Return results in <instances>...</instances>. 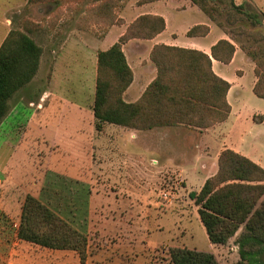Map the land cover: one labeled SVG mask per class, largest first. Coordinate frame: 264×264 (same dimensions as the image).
Wrapping results in <instances>:
<instances>
[{
  "label": "rangeland",
  "instance_id": "374dc122",
  "mask_svg": "<svg viewBox=\"0 0 264 264\" xmlns=\"http://www.w3.org/2000/svg\"><path fill=\"white\" fill-rule=\"evenodd\" d=\"M148 1L153 0H0V45L11 31H20L42 49L36 79L15 94L13 103L22 104L0 127V264H79L73 251L44 249L17 238L28 195L87 238L85 264H172L173 248L211 253L218 264H239L237 235L225 245H212L189 197L204 184L186 178L194 158L185 131H177L183 141L170 139L167 132L150 135L147 160H159L165 142L172 158L151 162L142 176L133 166L128 175L119 164L128 153L114 126L96 128L94 60L97 77L98 51L126 32L147 33L133 9ZM172 2L178 9L191 4L205 19L211 17L213 30L223 32L236 48L235 65L224 72L233 86L230 112L211 126L218 125L210 139L213 155L235 149L264 169V99L252 91L256 64L264 62V0ZM255 13L259 17L251 18ZM175 33L183 34V28ZM125 52L137 72L146 62L143 57L152 62V51L149 56L130 47ZM32 113L39 118L32 120Z\"/></svg>",
  "mask_w": 264,
  "mask_h": 264
},
{
  "label": "trees",
  "instance_id": "16d2710c",
  "mask_svg": "<svg viewBox=\"0 0 264 264\" xmlns=\"http://www.w3.org/2000/svg\"><path fill=\"white\" fill-rule=\"evenodd\" d=\"M258 17L255 13L251 18ZM138 21L145 22L146 34L126 32L118 42L97 53L93 101L96 128L100 130L107 123L136 130L179 124L206 129L224 122L230 112L226 100L230 85L213 73L210 57L195 50L155 46L151 53L155 79L137 102L124 101L133 74L123 45L134 39H152L165 29L161 17L141 16ZM206 32L205 27H195L187 35L203 36ZM234 51L233 44L221 40L211 48V57L228 64ZM41 55L42 49L20 31H11L0 45V123L10 110V100L36 76ZM254 73L257 81L253 93L264 99V62H257ZM189 197L198 207L212 245H225L237 235L239 264H264L262 167L226 149L219 155L216 174ZM17 238L44 249L73 251L79 256V264H85L87 238L30 195L22 207ZM169 256L172 264H218L213 254L186 248L170 249Z\"/></svg>",
  "mask_w": 264,
  "mask_h": 264
},
{
  "label": "crops",
  "instance_id": "0c3cea01",
  "mask_svg": "<svg viewBox=\"0 0 264 264\" xmlns=\"http://www.w3.org/2000/svg\"><path fill=\"white\" fill-rule=\"evenodd\" d=\"M171 2L167 0H153L144 2L141 4H138L135 6V9H133V13L137 15V17L140 16H157L161 17L165 21V29L162 33L156 35L154 38L149 40H143V39H134L129 41L126 45L123 46V52L124 55H126L125 50L130 47V49H133L136 51L137 54H140L142 52H145L146 55L149 56L150 51L155 46L158 45H165L170 47H177L187 50H195L202 52L206 55H208L211 59V69L215 75H217L219 78L227 81L230 85L229 90L226 95L227 103L229 102L230 93L233 89V86L230 80L224 75V72L229 66L233 67L234 63V57L236 56V48L233 54V57L231 61L228 64L221 63L211 57V48L216 45L221 40H226L233 44L225 35L223 32L214 31L211 25L209 24V20H212L211 17L205 19V15L197 9V7H193L191 4L187 5L186 8H176ZM208 20V21H207ZM192 22V23H191ZM173 23V26L171 25ZM191 23L189 26L187 24ZM195 27H205L207 29V32L203 36H194L189 37L187 34L188 32L195 28ZM183 28V34H177L175 33L177 29ZM175 30V31H174ZM122 35V34H121ZM108 37H105L107 39ZM116 41H113V43ZM234 45V44H233ZM111 47V46H110ZM109 48V47H108ZM106 48V49H108ZM103 49V50H106ZM126 60L127 63L132 71L133 74V80L130 86L127 88L125 93L123 94V99L127 103H135L137 102L147 87L150 85V83L155 79L156 77V68L154 64L148 60L147 57H143V59L146 60V62H143L141 64V67L139 68L138 72L137 70L131 65L129 60ZM41 60V59H40ZM137 61L140 60V58L136 59ZM144 61V60H143ZM40 65V64H39ZM95 78H93L94 82L96 81V59L94 60V70ZM37 75L34 79H36ZM33 79V80H34ZM255 85V84H254ZM95 88V87H94ZM253 91V88H252ZM19 93V92H18ZM14 97L10 100V110L6 117L1 121V129L2 125L6 123L10 119V117H13L14 114H16L17 108L21 106V102L18 101L15 104ZM19 113V112H18ZM38 113V112H37ZM37 114V117H35V113H32V120L34 118H39ZM33 123V121L31 122ZM32 125V124H31ZM40 125V123H38ZM114 126L115 134L118 137V142H122V144L125 145L126 152L128 153V156L126 155L125 159H121L119 161V164H121L128 174L129 170L131 169L130 166L136 167L140 171V175L145 176L146 172L145 170L149 171L151 170V162H158L160 164H164L161 162L169 161V158H172L171 151L168 148V143L165 142V144L160 145V157L159 160L153 157H149L147 160L146 158V149L151 150V139L150 135L152 133H168L172 136L170 139H179V141H183V139L179 138V134L177 131L181 129V131H185L186 135L190 137H185V145L187 146V149L190 150V155L193 156L194 162L191 164L190 170L187 171V176L189 180H197L200 181L201 184H204L206 180L213 177L217 172V161L218 156L220 153H217L213 155V141H210L211 138H213L214 130L218 125L211 128L206 129H185V128H178V127H156L153 129L145 130V131H139L136 129L131 128H125L121 126ZM3 131V130H2ZM160 131V132H158ZM192 138V139H191ZM169 139V140H170ZM171 143V142H169ZM171 146V144H169ZM134 147H141L144 149V151H136ZM162 148V149H161ZM202 148V149H201ZM207 148H210V151L208 153H203V151H206ZM173 148H171L172 150ZM229 148H223L221 151H224ZM231 149V148H230ZM235 151V149H232ZM202 151V152H201ZM220 151V152H221ZM237 151V150H236ZM239 152V151H238ZM210 153V154H209ZM132 155V156H129ZM175 157V156H174ZM192 158V157H191ZM167 163V162H166ZM207 164H211V172H209V167ZM125 165V166H124ZM189 172V173H188ZM191 174V176H190ZM129 175V174H128ZM129 177V176H128Z\"/></svg>",
  "mask_w": 264,
  "mask_h": 264
}]
</instances>
